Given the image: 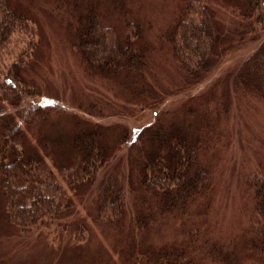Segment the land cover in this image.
<instances>
[{
    "label": "rangeland",
    "instance_id": "obj_1",
    "mask_svg": "<svg viewBox=\"0 0 264 264\" xmlns=\"http://www.w3.org/2000/svg\"><path fill=\"white\" fill-rule=\"evenodd\" d=\"M121 1L115 6L84 0L79 11L95 6L112 36L122 38L137 26L133 49L144 52L139 73L100 75L88 68L73 46L74 0H7L11 11L28 18L32 31L13 27L0 46V85L16 89L10 70L15 64L43 111L26 125L19 121L26 148L39 150L44 136L96 130L104 169L119 176L125 197L119 219L101 224L95 211L100 174L73 189L56 178L70 210L31 232L8 221L0 192V264H264V219L256 212L253 186L264 181V98L230 84L256 45L243 0H203L215 12L220 42L218 64L201 82L187 77L165 37L184 18L190 0ZM29 100L20 101L23 111ZM0 101L4 113L15 114ZM146 128L151 143L148 135L136 139ZM181 132L211 180L186 205L164 211L141 185L142 166L152 153L166 160L158 134L174 144L170 134ZM1 134L0 127V145Z\"/></svg>",
    "mask_w": 264,
    "mask_h": 264
},
{
    "label": "trees",
    "instance_id": "obj_2",
    "mask_svg": "<svg viewBox=\"0 0 264 264\" xmlns=\"http://www.w3.org/2000/svg\"><path fill=\"white\" fill-rule=\"evenodd\" d=\"M110 1L115 6L122 3L121 0ZM83 2L74 0L72 7L77 12L73 46L80 52L84 63L100 75L139 73L144 64V52L133 49L138 36L135 32L137 26L122 38L109 35L112 30L104 26L95 6L89 5L84 7V12L79 11ZM242 2L247 11L245 18L252 27L249 32L256 33L250 42L256 45L230 75V84L243 94L264 98V0ZM184 14V18L165 37L187 77L193 82H201L218 64L220 29L214 10L203 0L188 1ZM28 22L27 17L8 8L7 0H0V46L12 34L13 27L18 26L19 30L30 33L32 28ZM127 24V27L131 25ZM10 70L16 89L0 85V97L15 109L14 115L4 113L0 101V174L3 178L0 192L8 221L31 232L49 227L66 216L65 211L72 205L56 178L73 189L84 178L100 174L95 194L96 217L101 224L115 223L121 213L125 190L118 182L119 176L115 172L107 174L104 169V146L96 130L66 132L58 139L44 136L39 141V150L28 151L19 121L26 125L43 111L35 100L37 92L24 88L17 66L12 65ZM27 98L30 100L23 111L20 101ZM146 135L151 143L154 137L148 128L141 130L136 139L142 141ZM170 136L175 139L174 144H170L168 138L156 136L161 139L160 147L165 150L163 156L166 160L159 162L152 153L146 156L141 171L143 189L159 201V208L164 211L186 205L205 192L211 180L207 168L198 163L196 148L189 142L188 135L181 132ZM100 171L102 173H98ZM257 177L253 176L254 179ZM253 186L256 189V212L264 219V181H256ZM77 231L84 235V228L79 227ZM77 231L72 234L77 235Z\"/></svg>",
    "mask_w": 264,
    "mask_h": 264
}]
</instances>
